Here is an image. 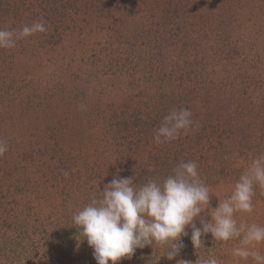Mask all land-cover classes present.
I'll return each mask as SVG.
<instances>
[{"label": "rangeland", "instance_id": "rangeland-1", "mask_svg": "<svg viewBox=\"0 0 264 264\" xmlns=\"http://www.w3.org/2000/svg\"><path fill=\"white\" fill-rule=\"evenodd\" d=\"M39 20L0 49V264H96L73 215L113 178L163 180L182 161L210 190L194 223L210 220L264 153V0H0V28ZM173 108L199 127L156 144ZM253 205L238 226L264 225V189ZM191 230L172 260L153 244L118 264H254L233 257L239 237L195 249Z\"/></svg>", "mask_w": 264, "mask_h": 264}, {"label": "clouds", "instance_id": "clouds-1", "mask_svg": "<svg viewBox=\"0 0 264 264\" xmlns=\"http://www.w3.org/2000/svg\"><path fill=\"white\" fill-rule=\"evenodd\" d=\"M48 29L43 20L24 25L19 30L0 28V49H12L17 41ZM79 110H86L81 104ZM187 108H173L153 136L156 144H163L187 135L199 127ZM8 151L6 141L0 139V156ZM135 177L113 178L93 196L86 206L77 211L73 224L79 235L86 239L93 250L96 264H118L122 258H131L137 249L153 244L165 247L162 256L172 260L184 247L181 237L187 236L199 248L206 234L217 241L227 242L240 238L242 246L232 250L238 260L264 264V254L257 245L264 243V225H237L236 212L253 211L255 189H264V153L252 159L250 167L234 185L231 194L218 206L211 209L210 220L196 227L194 220L209 207V186L201 179L195 161L180 162L163 180L148 179L144 183H133ZM177 264H189L179 260ZM199 264H220L215 256L199 260Z\"/></svg>", "mask_w": 264, "mask_h": 264}]
</instances>
